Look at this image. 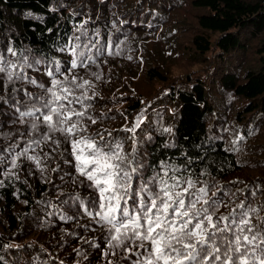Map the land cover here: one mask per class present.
I'll use <instances>...</instances> for the list:
<instances>
[{
  "label": "trees",
  "instance_id": "1",
  "mask_svg": "<svg viewBox=\"0 0 264 264\" xmlns=\"http://www.w3.org/2000/svg\"><path fill=\"white\" fill-rule=\"evenodd\" d=\"M0 56L16 65L0 74V264L136 259L108 247L72 137L34 110L53 79L83 113L75 138L119 143L138 168L129 206L167 172L193 182L197 208L216 204L220 227L264 223V0H0Z\"/></svg>",
  "mask_w": 264,
  "mask_h": 264
},
{
  "label": "snow or ice",
  "instance_id": "2",
  "mask_svg": "<svg viewBox=\"0 0 264 264\" xmlns=\"http://www.w3.org/2000/svg\"><path fill=\"white\" fill-rule=\"evenodd\" d=\"M15 67L0 56V74L6 73L9 81H12L13 73L8 69ZM73 67H76L75 62ZM61 84L53 79L52 86L46 89L51 94L50 99L40 98L41 107L34 110L46 109L42 120L50 131L72 137L77 171L90 182L89 187L99 193L100 210L95 214L110 225L109 248H123L126 253L134 254L136 259L132 264H256L257 261L264 264V223L253 225L244 213L220 227V221L228 218L214 220L217 206L208 200L197 208L200 200L193 199L190 189L194 184L190 179L182 180L167 172L155 176L152 183L157 190L143 184L136 196L145 195L140 196L138 205L129 206L132 174L138 168L131 167L132 162L122 154L119 143L110 144L103 137L100 141L94 137L75 138L81 129L71 120L83 113L69 112L61 103L67 97L54 89L60 88L61 93L71 94V90L60 87ZM21 115L30 116L32 112ZM31 127L35 130L38 125L33 123ZM12 166H16L15 161ZM182 183L186 186L181 187ZM227 232H231L232 239L225 237ZM217 234H220V244L215 243ZM257 251L262 255L257 256Z\"/></svg>",
  "mask_w": 264,
  "mask_h": 264
},
{
  "label": "rangeland",
  "instance_id": "3",
  "mask_svg": "<svg viewBox=\"0 0 264 264\" xmlns=\"http://www.w3.org/2000/svg\"><path fill=\"white\" fill-rule=\"evenodd\" d=\"M186 77H187V79L189 80V79L191 78V75L188 74V75H186Z\"/></svg>",
  "mask_w": 264,
  "mask_h": 264
}]
</instances>
